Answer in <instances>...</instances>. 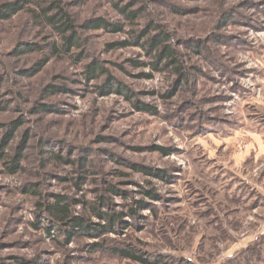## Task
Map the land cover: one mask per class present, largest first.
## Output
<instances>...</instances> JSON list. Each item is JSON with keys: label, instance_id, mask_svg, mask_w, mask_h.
<instances>
[{"label": "rangeland", "instance_id": "1", "mask_svg": "<svg viewBox=\"0 0 264 264\" xmlns=\"http://www.w3.org/2000/svg\"><path fill=\"white\" fill-rule=\"evenodd\" d=\"M4 4L19 10L0 18V264H141L111 248L152 264H264V0ZM57 9L75 29L69 53L46 21ZM98 19L122 31L83 28ZM161 32L177 65L155 63L147 37L136 43ZM109 79L132 98L109 93ZM56 197L91 224L103 198L100 212L121 221L67 237L46 211Z\"/></svg>", "mask_w": 264, "mask_h": 264}, {"label": "trees", "instance_id": "2", "mask_svg": "<svg viewBox=\"0 0 264 264\" xmlns=\"http://www.w3.org/2000/svg\"><path fill=\"white\" fill-rule=\"evenodd\" d=\"M38 1V0H36ZM117 11L124 16L126 20H130L133 22L139 15V12L137 10L131 11L127 13V9L125 8H118L115 6ZM19 10V7H16L15 4H4L2 8L0 9V18L7 19L14 13H16ZM59 12V20L57 18H52L48 17L46 18V21L49 22L50 24L53 25V27L56 28L58 33L62 35V41L63 44L60 45L59 49L60 52L64 53L67 52L69 53V50L76 45L77 39H76V33L75 29L73 27V24L71 20L67 17L65 13H63L61 10H58ZM45 12V11H43ZM46 15V12L44 13ZM44 15V17H45ZM84 29H89V30H98V29H104V30H110L112 32H121L122 28L119 25H110L106 21L102 19L98 20H93L89 23H86L83 26ZM146 33H142L140 37H136V43H139V41L144 40L143 43L140 44V46L145 49L147 52L150 54H153V59L155 63H158L159 65L161 64L164 67H169V66H174L177 65V60H176V53L174 49L168 44H165L168 40L165 37L164 33L161 32V34L157 37H151L148 38L146 36ZM127 44L125 43H120V44H115L112 45L111 47L114 48H122L125 47ZM55 50V48H54ZM154 70L158 71V67L153 66ZM101 68L96 66L95 64H91L87 66L86 68V74L91 77V78H96L97 75L96 73L98 70ZM176 72L179 73V77L182 81L184 79L180 68L176 69ZM143 77L149 78V75H144ZM113 80V79H109ZM113 82L107 83L109 90L108 92H115L116 94L124 96L127 100H130L132 98V94L128 90H124L121 88L120 84L117 83L115 80ZM187 82V81H186ZM107 92V93H108ZM135 109L138 112H145V113H151L155 114V110H151L147 105L144 104H139L136 103L134 104ZM16 125V124H15ZM14 125V126H15ZM16 127V126H15ZM14 128V127H13ZM13 131V130H12ZM4 147H2L1 150H3ZM160 151L163 155H168V151H165L161 148H155V151ZM4 156V154H1ZM0 156V157H2ZM55 160L60 161V162H68L65 161L61 156L54 155L53 156ZM23 158V154L21 150H18L17 153L15 154L14 157H11V168H9V172L11 174L16 173L18 169H20V161ZM70 163V162H68ZM143 173H149L146 170L142 171ZM160 173V172H158ZM157 173V174H158ZM148 175V174H147ZM30 193L35 192V190L29 191ZM150 195V194H148ZM156 197L155 195H151L150 198ZM107 207V203L103 198H100L98 200L97 205H93L92 211L93 214L100 220V223L97 224H91L88 220H84L83 218L80 217H74L69 211V205L66 203V200L63 198L56 197V201L53 204H49L46 207L47 213L51 216L52 219L60 222L61 224H66L67 225V230L65 231V235L67 237L71 236L73 232H78L77 235H91V236H97V238H100L102 236H105L108 233H112L114 231V227L118 224L119 221H121L120 216L117 217L112 214H106L103 212H100V207ZM131 213V218H134L137 214L134 210H130ZM75 232V233H76ZM49 233V232H48ZM105 242V241H104ZM98 248H101V250L105 249V246L103 247L100 246L99 244L96 245ZM109 252L115 256H118L123 259H129L132 261L139 262L141 264H152L149 262L143 254H138L137 252L133 250H129L127 248H111ZM158 261V260H157ZM154 264H158L155 262Z\"/></svg>", "mask_w": 264, "mask_h": 264}]
</instances>
